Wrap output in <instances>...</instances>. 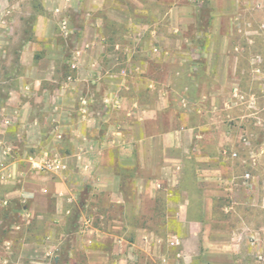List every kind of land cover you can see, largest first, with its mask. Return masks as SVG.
<instances>
[{
    "label": "crops",
    "instance_id": "obj_1",
    "mask_svg": "<svg viewBox=\"0 0 264 264\" xmlns=\"http://www.w3.org/2000/svg\"><path fill=\"white\" fill-rule=\"evenodd\" d=\"M176 7V0H61L55 6L58 34L67 40L72 19L63 10L84 11L67 66H61V47L54 52L38 42L54 34L40 28V15L36 41L25 40L18 51L15 84L11 69H2L0 129L19 123L24 141H1L10 154L4 168L20 167L21 159L11 153H26L31 144L58 153L54 157L64 163L56 178L41 176L37 182L10 170L8 176L23 181L15 193L32 200V215L47 212L51 195L59 208L68 202L66 212L78 217L84 190L82 225L68 230L84 237L83 257H76L72 243L67 264H264V220L255 226L251 211L235 209L253 204L262 184L260 176L246 180L231 154L248 150L247 167L264 169V139L252 149V131L238 133L244 120L237 119L235 68L223 86L229 87L227 95L194 99L171 81H158L143 58L161 49H144L140 42L157 39V25L172 23L167 16ZM107 24L128 25L130 31L106 33ZM124 38L136 43L125 46ZM62 242L46 237L35 243L49 254ZM6 244L11 252L12 241ZM18 262L0 256V264ZM39 263L58 264L60 254Z\"/></svg>",
    "mask_w": 264,
    "mask_h": 264
},
{
    "label": "rangeland",
    "instance_id": "obj_2",
    "mask_svg": "<svg viewBox=\"0 0 264 264\" xmlns=\"http://www.w3.org/2000/svg\"><path fill=\"white\" fill-rule=\"evenodd\" d=\"M60 2L61 0H0V78L2 69L9 67L13 75L11 84L16 83L18 73L14 72L20 71L17 63L18 51L25 40L36 41V25L40 24V15L45 17L40 28L45 30L46 27H50L54 34L38 42L45 49L53 51L55 47H61L64 59L61 58V66H67L66 60L71 58L72 50L76 46V37L80 35L79 30L84 26L81 21L84 11L79 12L70 8L63 10L64 14L61 15L72 19L67 29H72L73 32L67 40L58 34L60 15L55 11V6ZM176 2L179 7L174 8L171 16H167L172 23H159L157 39L146 38L140 42L144 49L152 44L161 49L157 50L151 59L143 56L146 62L151 64L152 74L158 81H171L177 91L184 90L196 99L203 94L211 97L222 92L221 94L227 95L229 87L223 86L228 81V74L235 68L239 86L235 91L236 111L240 114L237 119L244 120L243 124H239L243 129L238 133L247 134V130L252 131L251 147L259 148L264 139V0H176ZM128 10L134 13L135 9ZM149 10L155 9L151 7ZM181 17L187 19L180 21ZM120 27L107 24L104 30L106 33L116 30L121 32L123 29L125 33L130 31L128 25H123L122 29ZM122 40L120 41L129 47L136 43L128 38ZM160 89L159 86L155 89L156 96ZM0 92L4 94L3 89ZM176 94L171 92L170 95ZM46 108L47 113L53 112L51 107ZM259 121H262V124ZM18 130L19 123L5 130L0 129V143L3 141L2 143L23 144L24 141L19 139ZM25 148L28 149L26 153L23 151L11 153L12 158L21 159L22 163L20 167L12 169L11 166L4 168V162L9 160L10 154L4 152L0 146V256L19 260L18 264H42L39 262H53V256L60 254L58 264H67L69 245L75 243L76 257L82 259L84 237L78 233L69 235L68 230L82 225L80 216L86 204L83 198L84 190L78 196L76 205L78 217L72 211L66 212L71 206L68 202L62 203L59 208L51 195L48 197L47 212L43 215L35 212L32 215V200L28 197L24 200V197L15 193L22 188L23 181H19L20 177L14 178V173L12 176L8 174L13 170L18 175V171H21L35 182L40 181L41 176L54 179L58 173L39 168L31 159L53 158L58 153L37 151L32 144ZM237 150L231 155L237 159L243 177L252 181L256 175L261 179L259 182L262 187L257 184L260 191L254 203L235 207L236 211H251L249 220L256 226L260 220H264V215L259 214L260 210L264 211V169L247 167L244 160L249 156L248 150ZM234 153L236 155H233ZM246 172H249V176ZM230 204L231 202H228V205ZM26 227L27 232L24 230ZM46 237L62 240V248L57 249L55 253L51 251L46 254L35 243L43 241ZM10 240L13 245L11 252L6 247ZM26 242H34L35 245L25 246Z\"/></svg>",
    "mask_w": 264,
    "mask_h": 264
},
{
    "label": "built area",
    "instance_id": "obj_3",
    "mask_svg": "<svg viewBox=\"0 0 264 264\" xmlns=\"http://www.w3.org/2000/svg\"><path fill=\"white\" fill-rule=\"evenodd\" d=\"M233 155H236V153H234ZM36 166H38L39 168L57 171L64 168V163L58 157H53L44 159V161L41 163H36ZM247 176L249 175L247 174Z\"/></svg>",
    "mask_w": 264,
    "mask_h": 264
}]
</instances>
